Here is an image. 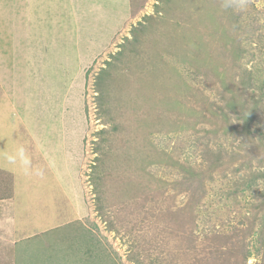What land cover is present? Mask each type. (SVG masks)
I'll use <instances>...</instances> for the list:
<instances>
[{"label": "rangeland", "instance_id": "obj_1", "mask_svg": "<svg viewBox=\"0 0 264 264\" xmlns=\"http://www.w3.org/2000/svg\"><path fill=\"white\" fill-rule=\"evenodd\" d=\"M245 70L264 86V0H0V264H242Z\"/></svg>", "mask_w": 264, "mask_h": 264}, {"label": "trees", "instance_id": "obj_2", "mask_svg": "<svg viewBox=\"0 0 264 264\" xmlns=\"http://www.w3.org/2000/svg\"><path fill=\"white\" fill-rule=\"evenodd\" d=\"M137 38L138 34L136 35L135 39ZM206 58L207 57H205V61ZM206 62H210V60ZM245 72L247 75H245ZM245 72H243V75H238L235 78L236 84L239 86L233 85L234 89L232 91L233 97H235V94H237L238 96L243 97L244 100L242 98L241 101H235L233 98H230L224 104L225 108H228V114L232 112L234 114L233 118L236 119L234 122L230 121L227 124H230V127L227 126L228 130L225 132V135L232 137L234 140L237 137L241 139H246L247 142L245 144L242 142L238 146L243 147L241 148L240 152H245L247 154V151L252 147V144H256V142L261 141L260 136L264 134L260 126L257 128L254 127L258 126L259 112L263 110L262 106L264 103V86L263 82L256 83V80L260 79H257L255 76H253L252 72L247 70H245ZM99 77H101L100 79L102 80L99 81L101 84H104V82L106 83L107 81L105 80H108L104 75H99ZM227 91H230V86L227 87ZM225 118L229 120L226 113ZM254 132L257 133V136L253 135ZM214 161L217 164L220 162V158L218 156H215ZM245 161L246 160H243V163L240 162V169L249 168L250 176L248 178H237L240 183H243L242 191L253 189V186H257L259 181H261V183L264 185V165H258L255 167H253V165L251 167L252 161H248L247 163H245ZM191 176H193V174H191ZM189 184L192 185L191 188H193L194 184L191 181H189ZM261 194L263 195L257 199L260 202H257V200L256 202L255 200L251 202L254 215L253 220L249 221V224H246V227H241V225L246 221V218H244V220L242 219L243 221H240V223L235 224L232 227L233 230H231V233L235 231V243L240 247L239 249H241L240 254L242 255V264H245V261L248 259V257H251L252 254H255L256 256L260 257V259H258L259 264H264V216H262L264 215V188L262 189ZM257 221H260L262 223V226L258 232V239H254L255 243L252 246L253 249H250L246 240L247 238H249L251 232L253 231L252 227ZM230 240L234 241V238L230 236Z\"/></svg>", "mask_w": 264, "mask_h": 264}, {"label": "crops", "instance_id": "obj_3", "mask_svg": "<svg viewBox=\"0 0 264 264\" xmlns=\"http://www.w3.org/2000/svg\"><path fill=\"white\" fill-rule=\"evenodd\" d=\"M122 24L120 23L119 26H121ZM119 28V27H118Z\"/></svg>", "mask_w": 264, "mask_h": 264}]
</instances>
